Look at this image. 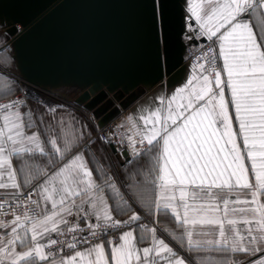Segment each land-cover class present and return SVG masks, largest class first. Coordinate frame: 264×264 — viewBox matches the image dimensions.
I'll use <instances>...</instances> for the list:
<instances>
[{
    "label": "snow or ice",
    "instance_id": "6c2138e0",
    "mask_svg": "<svg viewBox=\"0 0 264 264\" xmlns=\"http://www.w3.org/2000/svg\"><path fill=\"white\" fill-rule=\"evenodd\" d=\"M182 4L178 38H206L210 44L187 83L141 106L136 119L140 144L147 147L137 148L128 138L134 156L149 155L154 162L150 183L156 197L147 204L148 214L171 215L179 231H163L181 247L186 241L189 251L221 253L213 264H264V0ZM148 7L159 60L169 45L166 0H150ZM21 107L19 100L0 104V264H110L104 242L93 240L125 225L129 230L120 243L107 242L111 264H187L156 227L138 223L137 212L115 219L105 189L119 198L117 211L131 205L111 176L94 179L83 152L55 167L53 158L64 161L74 142L66 141L62 150L50 138L49 153L39 133L26 132L33 122H25ZM37 154L48 157L54 170L25 163L17 171L11 163ZM24 189L30 191L25 195ZM80 220L88 221L85 227Z\"/></svg>",
    "mask_w": 264,
    "mask_h": 264
},
{
    "label": "water",
    "instance_id": "95a60500",
    "mask_svg": "<svg viewBox=\"0 0 264 264\" xmlns=\"http://www.w3.org/2000/svg\"><path fill=\"white\" fill-rule=\"evenodd\" d=\"M149 2L0 0V28L11 38L16 75L54 94L76 89L75 103L103 127L154 86H174L187 47L206 42L178 38L182 0H166L169 45L158 60Z\"/></svg>",
    "mask_w": 264,
    "mask_h": 264
},
{
    "label": "crops",
    "instance_id": "0c3cea01",
    "mask_svg": "<svg viewBox=\"0 0 264 264\" xmlns=\"http://www.w3.org/2000/svg\"><path fill=\"white\" fill-rule=\"evenodd\" d=\"M254 31H258V28L253 25ZM1 32V29H0ZM207 41L206 38H201ZM199 39V40H201ZM202 43V42H201ZM2 46V45H1ZM0 46V47H1ZM193 75L192 65L187 61L184 66V70L180 80H178L174 86L162 87L156 85L142 95L135 103H133L127 110H122L127 112L132 116L140 125V121L136 119L139 116L141 106H147L151 102L152 97H159L160 95H170L177 87H182L184 83H187L188 79ZM62 102L57 106L50 108L47 106H37L33 103H30L27 106L20 108L22 113H27L25 116V122L29 120L33 122L31 128L26 129L28 134L33 132L39 133L41 141L44 143V146L49 153H51L50 145L47 144V140L50 138H56L58 141V146L63 150L65 142L73 143L74 145L71 148V151L68 152L65 156L64 161H60L58 157H54L55 167L61 166L62 163L67 162L77 153L83 152L84 158L87 161L89 169L93 172L94 179L98 182L106 180L108 176L112 177V180L115 182L116 186L119 188V192L122 195V198L131 205V208H128L125 211H117L116 203L119 198L113 197V194L105 189V196L108 199L110 205L113 208V215L115 218L120 220H126L131 216L132 212L135 211L139 215H144L142 211H147V204L150 201H154L156 197V192L153 185L150 183L153 178V160L149 155H142L136 159L128 160L118 151H114L111 147V144H104L101 140L96 137V131L99 128L98 119L94 117L92 112L86 110L79 104H76L75 101L71 98L72 94L68 90H62L58 94H54ZM8 96V95H7ZM228 96L226 89V98ZM0 97V99H3ZM117 104V103H116ZM54 109L55 111H50ZM231 111V109H230ZM238 127L235 120H233V129L235 130ZM238 143L241 146L242 154H244L243 143L241 140H238ZM14 169L19 171V169L28 164H37L41 167H48V171L51 172L54 169L51 166H48V157H41L38 154L34 157H25V158H12L11 161ZM246 167H249L251 161L245 158ZM251 172H249V177ZM21 182H23V177H20ZM128 185H135L134 188H129ZM27 190V189H24ZM79 203V199H77ZM154 225L147 224L149 227L157 228V235L165 239L171 247H173L176 253L183 257L187 264H213V261L221 258V253L215 251H189L187 249V243L185 241L184 247H181L179 241L173 240L172 237L163 231V228L167 226L169 229L179 231L176 227V223L171 215H162L156 214L149 215ZM85 220H80L83 222ZM92 221H95L94 219ZM138 223L146 224L143 217ZM132 227H136L133 225ZM129 226L123 228L120 232V235L124 231H128ZM137 237L139 236V229L136 231ZM120 238V237H119ZM112 240L113 243H120V239H104L100 240L104 242L105 251L109 256V261L111 264L110 256V246L108 241ZM147 246V242L139 244V247ZM86 247V246H84ZM82 248V247H81ZM66 254H71L68 252ZM238 258L241 260H251L255 257H247L245 254H238Z\"/></svg>",
    "mask_w": 264,
    "mask_h": 264
},
{
    "label": "built area",
    "instance_id": "2783aa9c",
    "mask_svg": "<svg viewBox=\"0 0 264 264\" xmlns=\"http://www.w3.org/2000/svg\"><path fill=\"white\" fill-rule=\"evenodd\" d=\"M209 44L210 42L207 40L206 42L199 43L198 45H193V44L189 45L186 50L187 61L192 66L193 64L198 63L197 57H200L202 53L207 50ZM4 48L5 46L0 47V52L3 51ZM199 63H203V61H199ZM218 63H222V60L219 61ZM7 72L0 65V73H7ZM19 83L21 84L20 87L21 89L8 98L0 99V104L8 103L12 100H19L22 104V107H24L29 105L31 102L36 101L43 104L44 106L53 108L62 102L59 98L53 95V93L42 91V89L39 88L38 86L25 82L20 78H19ZM140 132L141 129L139 127L138 122L127 112L122 111L118 116H116L114 119L109 121L106 125H104L103 127H99L96 131V137L99 140H101L104 144H114L120 152L126 149L128 151V157L126 158L130 161L138 157L134 156L132 153V149L128 141L129 136H132L133 139L136 141L137 148L147 147L146 141L144 142L143 145L140 144V140L142 139ZM28 191H30V189L24 190L25 195L27 194ZM33 198L36 199V197ZM142 217L146 224L154 225V222L151 219H149L145 214L142 215ZM10 218L11 217H7L6 219H10ZM91 222L95 223V221H91ZM87 223L88 221H83L80 222L79 224L81 227H85ZM126 226L127 225H125L123 228H125ZM123 228L116 230H109L107 234L100 235L97 239H94L93 243L108 238L117 240L119 239L120 232ZM53 238H57V237L53 236ZM84 246L86 245H81L80 247H84Z\"/></svg>",
    "mask_w": 264,
    "mask_h": 264
},
{
    "label": "rangeland",
    "instance_id": "374dc122",
    "mask_svg": "<svg viewBox=\"0 0 264 264\" xmlns=\"http://www.w3.org/2000/svg\"><path fill=\"white\" fill-rule=\"evenodd\" d=\"M0 46H5L3 52L0 54V65H2L3 69L7 73H0V97L8 98L11 95H13L15 92H18L21 88V84L19 83V77L16 75L17 68L15 65V61L12 58V50L9 48L8 43L10 42V36L6 32L5 28H0ZM21 79V78H20ZM9 85L11 87L10 91H6L9 88ZM42 91H45L42 89ZM69 93L72 94L71 98L75 101L78 96L79 92L76 89L68 90ZM8 95V96H7ZM34 105L37 106H44L43 104L33 101L31 102ZM77 104V103H76ZM250 180L254 182V177L251 175ZM143 214H145L148 218H150L147 211H142Z\"/></svg>",
    "mask_w": 264,
    "mask_h": 264
},
{
    "label": "trees",
    "instance_id": "16d2710c",
    "mask_svg": "<svg viewBox=\"0 0 264 264\" xmlns=\"http://www.w3.org/2000/svg\"><path fill=\"white\" fill-rule=\"evenodd\" d=\"M3 51L0 52V54L2 53ZM2 66V65H1ZM3 67V66H2Z\"/></svg>",
    "mask_w": 264,
    "mask_h": 264
}]
</instances>
